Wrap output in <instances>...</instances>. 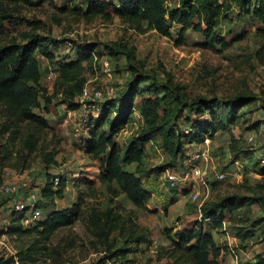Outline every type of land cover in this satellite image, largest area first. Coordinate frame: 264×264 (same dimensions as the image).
<instances>
[{"label": "rangeland", "instance_id": "374dc122", "mask_svg": "<svg viewBox=\"0 0 264 264\" xmlns=\"http://www.w3.org/2000/svg\"><path fill=\"white\" fill-rule=\"evenodd\" d=\"M30 2L33 5L0 26V47L24 43L32 35L46 39L56 59L50 63L36 56L43 97L37 113L49 126L41 129L40 151L27 158L28 170L13 167L24 163L18 156L12 160L1 156L0 264H24L18 253L31 245L28 238L18 240L8 233L16 196H5L1 188L11 184L20 187L23 199L31 193L39 197L47 176L67 181L65 198L56 207L77 205L80 216L74 226L56 233L51 252L36 264H167L172 241L200 228L212 231L224 248L225 264H264V65L257 59L261 44L257 20L234 7L220 28L227 45L210 46L193 29L180 41L174 23L172 36L167 37L153 30L130 29L117 17L87 20L82 16L87 0ZM177 7L178 0H169V10ZM89 47L96 53L92 66L84 64L85 88L92 98L66 99L56 79L48 75L63 61L76 60L79 49ZM96 91L102 98L93 97ZM156 97H166L160 110L166 127L185 130L213 110L222 129L211 139L213 160L203 176L208 188L194 185L181 191L169 188L167 181L168 171L181 169L184 153L201 143L190 139L178 154L166 151L159 135L138 143L144 157L125 170L140 175L151 195L147 207L140 208L115 183L100 182L102 164L88 154L87 140L92 124L110 104L114 111L101 131L108 132L116 112L126 113L129 105L137 109L143 99ZM9 121L0 110V149L10 143L20 150L30 127L23 125L15 142L14 129L2 133L15 126ZM145 131L135 114L114 139L125 152ZM45 152L54 153L56 167L46 168ZM219 173L226 174L223 181L217 178ZM194 188L201 193L200 201L192 199ZM219 204L220 209L215 207ZM41 206L40 219H44L46 202ZM209 213L220 220L206 218ZM230 245L236 255H231Z\"/></svg>", "mask_w": 264, "mask_h": 264}, {"label": "trees", "instance_id": "16d2710c", "mask_svg": "<svg viewBox=\"0 0 264 264\" xmlns=\"http://www.w3.org/2000/svg\"><path fill=\"white\" fill-rule=\"evenodd\" d=\"M87 1L88 7L82 14L87 20L98 17L113 20L117 17L130 29L139 32L153 30L167 37L172 36L171 26L174 23L179 26L180 41L193 29L202 33L206 44L210 46L227 45L220 28L233 8L237 7L259 23L256 32L261 44L257 59L264 65V0H178V7L172 10L168 9L169 0H112L113 3L102 0ZM26 5L33 4L30 0H0V26L4 21L15 18ZM45 43L46 39L32 35L24 43L0 47V110L15 125L5 128L2 133L7 134L14 129L11 136H14L16 142L18 135H22V126L28 124L30 127L22 137L25 147L18 150L7 143L8 145L0 149V159L2 155L11 160L18 156L25 164L18 163L13 167L23 172L29 169L27 158L40 151L41 129L49 126L47 119L37 113V110L42 109L43 97H40L41 71L36 56L40 55L50 63L56 59L50 46ZM78 52L76 60L63 61L57 69L58 91L70 100L79 97L85 88L87 79L84 64L92 66L96 61L95 48L79 49ZM165 102L166 97H156L143 99L137 109L129 105L126 113L116 112L108 132L101 131L100 128L114 111L110 104L103 110L100 119L92 124L90 138L87 140L88 154L102 164L100 182L115 183L140 208L147 207L151 195L145 189L140 175L125 170L126 166L139 164L144 157L145 151L138 143L150 142L159 135L162 137L164 149L178 154L183 152V146L188 140L203 143L207 138L213 139L222 129L213 110L202 115L198 122L192 123V127L187 126L185 130L166 127L160 121V110ZM44 112H47L45 108ZM135 114L141 117L146 131L124 152L114 138L130 123ZM43 159L47 169L57 166L54 153L45 152ZM55 178L56 176H47L46 184L41 189L39 208L43 209L41 203L45 201L44 219L38 220L31 227H24L23 217L14 213L12 215L8 233L18 240L28 238L31 244L26 251L18 253V258L24 264L26 261L38 263L43 254L51 252L49 247L56 233L74 226L79 219L77 205L63 209L56 207L57 201L65 198L67 181L58 177L59 183L55 184ZM215 207L220 209L222 206L219 204ZM213 214H207L206 218L220 220L214 218ZM223 252L224 248L217 244L212 231L200 228L198 231L184 232L172 241L171 249L167 252V264H225L222 261Z\"/></svg>", "mask_w": 264, "mask_h": 264}, {"label": "built area", "instance_id": "2783aa9c", "mask_svg": "<svg viewBox=\"0 0 264 264\" xmlns=\"http://www.w3.org/2000/svg\"><path fill=\"white\" fill-rule=\"evenodd\" d=\"M106 71H109L108 65L106 64ZM58 72L53 70L50 71L48 78L57 79ZM81 96L83 98H92V93L88 88H84ZM102 93L96 91L93 93V97L96 99L102 98ZM262 135L264 136V125L261 128ZM211 139L207 138L201 144H198L194 150L185 152V157L183 158L181 169L168 171V187L175 188L177 190L186 191L190 186L203 185L208 188L207 181L204 180L203 176L206 174V168L211 165L213 156L211 153ZM264 164V157H263ZM217 178L223 181L226 178L225 173L217 174ZM59 183V178H55V184ZM195 187V186H194ZM2 193L14 200V211L13 213L19 215L22 218V223L24 227H31L41 218V209L39 208L40 196L31 193L27 198L23 199L22 191L20 187L14 185H4L1 188ZM192 199L194 202L201 200V193L195 188L192 192ZM231 255H236L235 249L230 245Z\"/></svg>", "mask_w": 264, "mask_h": 264}]
</instances>
